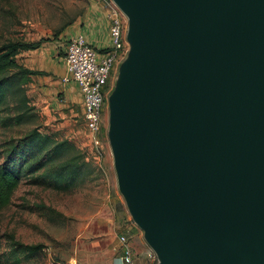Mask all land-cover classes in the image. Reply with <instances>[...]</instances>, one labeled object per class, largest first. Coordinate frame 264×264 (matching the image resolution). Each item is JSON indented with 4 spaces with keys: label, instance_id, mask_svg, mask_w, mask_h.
<instances>
[{
    "label": "water",
    "instance_id": "water-1",
    "mask_svg": "<svg viewBox=\"0 0 264 264\" xmlns=\"http://www.w3.org/2000/svg\"><path fill=\"white\" fill-rule=\"evenodd\" d=\"M110 1L107 141L156 264H264V0Z\"/></svg>",
    "mask_w": 264,
    "mask_h": 264
},
{
    "label": "rangeland",
    "instance_id": "rangeland-1",
    "mask_svg": "<svg viewBox=\"0 0 264 264\" xmlns=\"http://www.w3.org/2000/svg\"><path fill=\"white\" fill-rule=\"evenodd\" d=\"M93 1L0 0V45L42 41L41 58L47 59L46 53L51 49L55 56H63L62 48L53 45L65 44L72 30L88 21ZM124 26L126 34V19ZM126 54L116 65L110 85L114 86L116 71ZM16 60L22 65L19 55ZM45 75L48 74L31 76L21 89L7 94L0 119L20 113L22 96L34 110L25 124L0 126V162L8 156L10 142H18L38 128L43 134H52L56 141L74 143L84 154V163L74 183L64 188L60 187L64 180L58 170L65 157L22 177L9 205L0 210L2 264H12L7 262L12 249L21 259L27 248L36 246H41V250L19 264H44L48 255L64 264H112L120 253L117 238L121 234L126 236L131 223L135 225L117 189L108 141L103 159L97 161L88 152L81 104L67 100L69 88L62 85L58 73L50 72L48 83H37V77ZM38 85H42L41 90Z\"/></svg>",
    "mask_w": 264,
    "mask_h": 264
},
{
    "label": "trees",
    "instance_id": "trees-1",
    "mask_svg": "<svg viewBox=\"0 0 264 264\" xmlns=\"http://www.w3.org/2000/svg\"><path fill=\"white\" fill-rule=\"evenodd\" d=\"M41 43L42 41H17L0 45V108L6 103L7 94L10 91H18L30 81L31 76L42 74V72L26 69L16 60L17 56L23 52L39 49ZM20 103L22 104L20 113L1 118L0 126L25 124L33 117L30 112L34 108L27 105L24 96ZM9 145L8 156L0 162V210L9 205L11 195L23 176L33 175L47 165L65 157L66 160L58 170L61 172L60 179L64 180L62 186L60 184L59 186L64 188L74 183L84 163L85 156L74 143L67 140L56 141L52 134H43L38 128H33L18 142H10ZM40 250L41 246L27 248L20 259L17 251L12 249L7 262L19 264L21 261L29 260ZM0 264H2L1 255Z\"/></svg>",
    "mask_w": 264,
    "mask_h": 264
},
{
    "label": "built area",
    "instance_id": "built-area-1",
    "mask_svg": "<svg viewBox=\"0 0 264 264\" xmlns=\"http://www.w3.org/2000/svg\"><path fill=\"white\" fill-rule=\"evenodd\" d=\"M111 2V1H110ZM109 46L97 52L82 34L70 37L65 45L63 65L65 73L62 85L73 83L80 97L82 120L89 139L90 154L97 161L105 155L107 143V97L111 92L110 81L116 65L125 56L128 45L125 40V18L110 3L106 6ZM118 70V69H117ZM117 72V71H116ZM120 256L116 264H132V252L125 235L119 236ZM149 258H155L149 251ZM44 264H64L48 255ZM66 264H76L68 261Z\"/></svg>",
    "mask_w": 264,
    "mask_h": 264
},
{
    "label": "crops",
    "instance_id": "crops-1",
    "mask_svg": "<svg viewBox=\"0 0 264 264\" xmlns=\"http://www.w3.org/2000/svg\"><path fill=\"white\" fill-rule=\"evenodd\" d=\"M110 0H94L93 4L91 5V12H90V18L86 23H84L82 26L78 27L75 30H72V32L69 34V36L66 39L67 40L76 35V34H82L85 37L86 42L92 46L97 52H101L105 50L109 46V37H108V19L106 18V6H110ZM62 43V42H61ZM60 42H57V46L53 45V47H61L63 56H55L53 54V50H49L48 58H41V54L43 53L41 50V47L39 49L33 50V51H27L23 52L19 55L20 63L29 70L32 71H38L42 72V74H48L45 76H38L37 83H48L49 82V73L53 72L55 74H59L61 77L64 75V65H63V57H64V51H65V45L61 44ZM43 64H46L47 66H43ZM57 65V66H56ZM41 87L42 85H38V87ZM68 92L66 94L67 100H70L71 102H78L80 103V97L78 94V90L76 86L73 83L68 84L67 86ZM79 97V98H78ZM88 152H90V146H88ZM121 218L124 217V214H120ZM128 220V219H127ZM140 230L136 228V226L128 227L126 236L131 248L132 252V264H156V258H149L147 257L148 252L150 251L148 246L143 240V235L141 234ZM125 235V234H121ZM119 238V237H118ZM117 240L119 241V239ZM120 245V244H119ZM121 253H119L116 258L113 259L112 264H116L117 258L120 256Z\"/></svg>",
    "mask_w": 264,
    "mask_h": 264
}]
</instances>
